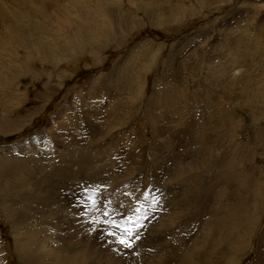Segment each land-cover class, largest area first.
I'll return each instance as SVG.
<instances>
[{"label": "rangeland", "instance_id": "obj_1", "mask_svg": "<svg viewBox=\"0 0 264 264\" xmlns=\"http://www.w3.org/2000/svg\"><path fill=\"white\" fill-rule=\"evenodd\" d=\"M20 1L0 0V9L11 15L9 28L5 27L8 33L0 28V264H55L59 261L58 255L70 253L75 257L68 264H86L81 260L83 254L90 262L107 264L119 259L128 261L125 250L132 255L131 264H150L161 257L159 251L169 249L170 244L178 247L168 259L173 264H228V257L232 260L230 264H264L261 254L264 252V210L249 212L246 207L235 216L232 212L228 217L231 227L226 229L225 216L231 209L221 207L229 204V197L230 205L240 203L247 191L234 194L233 189L239 187L243 179L220 166L227 153L239 145L254 143L259 154L252 164L251 154H246L249 163L246 170L252 166L257 171L248 182L254 181L263 189L264 178L259 172L264 170V146H257L255 133L264 131V114L260 113L264 111V0H37L41 4ZM236 70L241 71L240 74L236 75ZM208 91L211 96L199 99ZM94 95L101 97L93 98ZM130 97L136 100L131 106L134 111L129 114L130 121L114 129L116 137L119 134L125 137L123 132L128 136L125 137L127 145L118 142L116 149L114 145L108 148L107 137L98 145H91L84 135L78 134L77 125L85 129L90 117L100 128L107 123L114 125L112 117L107 119V116L115 110L118 118L125 120L127 107H123L122 102ZM256 105L262 107L260 111L254 109ZM97 111L103 114L101 119L95 120L93 114ZM152 112L158 114L160 136H155L154 120L149 115ZM187 118H191L192 123ZM224 119L229 120L224 122ZM135 123L140 125L137 129L140 134H137L144 144L138 143L136 135L126 130ZM171 123L175 127H168ZM235 123H239L237 130ZM186 125L188 129L183 127ZM200 130H205V134ZM110 134L108 132V136ZM74 136H78V146L71 141ZM122 147L126 151L120 162L124 163L115 177L117 180L119 177L117 182L124 179L117 184L118 199L112 194L109 202L111 205L115 199L117 210L107 208L104 202L105 206L94 210L92 203L83 200L84 195L81 203L72 196L74 183L84 192L92 190L93 183L87 175L114 168L119 158L116 153L120 154ZM183 152L191 153L184 155ZM178 156L191 161L196 158L200 161L202 157L208 161L199 163L204 169L201 171L204 185L211 175L213 182L215 175L217 184L211 185V193L207 190L204 193L202 189L196 191L192 184L186 188L190 187L187 192L193 203L201 193L208 195L210 207L204 209L201 218L195 219V227L190 218L180 221L184 227L180 237L175 236L177 230L173 228L169 231L171 242L167 236L169 243L163 244L158 238L148 240L147 230L152 229L151 225L131 226V220L128 227L135 233V237H130L132 246L121 244L120 239L126 235L123 229L111 224L104 230L97 217L111 214V221L117 223V219H122L124 224L128 217L133 219V213L128 211L129 203L134 209L145 208L144 205L147 208L148 201L143 198L148 188L127 190L132 180L125 177L133 167L139 173L148 169V180L159 181L156 182L159 197L164 193L163 186L168 191H176L181 178L171 180L168 169L173 165L171 160ZM228 157L229 160L231 157ZM228 163L231 166L230 160ZM211 165L216 169L210 170ZM63 169L69 170L71 175L76 173L74 179L68 180ZM218 170L220 175L216 177ZM53 176L64 181L62 187ZM51 183L57 185V190L47 193L45 187ZM111 190L103 187L98 195L100 200L105 201ZM261 197L264 198V193ZM154 202H150L147 211L152 214L146 212V218L155 213L153 209L158 204L153 206ZM80 207L90 211L87 218L76 221L79 225L86 222L82 232L87 239L85 245L71 242L72 252L70 249L60 251L63 242L71 241L73 218L79 216ZM156 209L163 212L161 207ZM219 210L222 211L220 217ZM154 215L160 218V213ZM235 217L246 218L245 224L238 227ZM211 225L215 227L212 229L216 247L210 248L203 260L201 247L205 248L211 235ZM230 232L231 242L227 236ZM194 234L197 238L184 245ZM95 236L103 242L93 243L90 239ZM224 240L227 247L221 248L218 241L221 244ZM93 245L96 248L88 254V247ZM110 247L111 253L105 249ZM149 251L160 254L152 255Z\"/></svg>", "mask_w": 264, "mask_h": 264}, {"label": "bare ground", "instance_id": "obj_2", "mask_svg": "<svg viewBox=\"0 0 264 264\" xmlns=\"http://www.w3.org/2000/svg\"><path fill=\"white\" fill-rule=\"evenodd\" d=\"M22 1V0H21ZM20 1V2H21ZM25 1V0H24ZM17 2H19V1H17ZM32 2H35V3H38V4H41V2H39V1H37V0H32ZM25 3V2H24ZM20 4V3H19ZM31 10V9H30ZM32 12V11H31ZM33 12H35V10L33 11ZM11 17V15L9 16V14L8 13H5V11L3 10V9H0V23L2 24V26L0 27L1 29L3 28L4 30H5V33H8L7 32V30H6V28H9V24H8V22H10L11 23V21H9L10 18ZM48 22V21H47ZM87 26V25H86ZM92 26V25H91ZM6 27V28H5ZM0 29V30H1ZM83 30V29H82ZM91 30V29H90ZM89 30V31H90ZM88 31V32H89ZM91 32V31H90ZM95 32V31H94ZM50 33V32H49ZM94 34V33H93ZM95 34H97V32H95ZM259 34V33H258ZM260 35H262V34H260ZM64 36V35H63ZM3 37H6V36H4L3 35ZM67 37V36H66ZM7 38V37H6ZM5 39V38H4ZM6 43V42H5ZM46 45V44H45ZM48 46V45H47ZM58 47V46H57ZM43 50H45L44 48H43ZM36 51H37V49H36ZM39 51V50H38ZM2 54V53H1ZM2 57V56H1ZM5 57V56H4ZM60 62V61H59ZM239 72H241V71H239V70H236V72H235V74L237 75V74H240ZM7 75V74H6ZM9 77V76H8ZM7 78V77H6ZM5 78V79H6ZM60 85V84H59ZM3 90H4V88H3ZM51 91V90H50ZM214 92V91H213ZM212 92V93H213ZM209 94V95H208ZM214 94V93H213ZM236 94V93H235ZM206 95L207 96H211L212 94H211V92L210 91H208V92H206V94H203L202 95V97H199V99H203V97H206ZM214 96V95H213ZM7 97V96H6ZM101 97V95H94L93 96V98H100ZM133 97V96H132ZM239 97V96H238ZM208 98V97H207ZM185 99V98H184ZM186 99H189V98H186ZM185 99V100H186ZM136 103V100H134L133 98H128L127 100H125V101H123L122 102V106L124 107V106H126L127 107V113H126V115L125 116H127L126 117V119L124 120V119H119L118 117L119 116H117V113H116V110L114 111V112H111L110 113V115L109 116H107V119H109V118H111V120H112V122L114 123V125H112V124H109V123H107V124H105L104 126H103V128H100V127H98V125L93 121V119L90 117L89 118V120L87 121V125L89 126H85V129H81V127L79 126V125H77V128H78V134L79 135H84L85 137H86V139H87V142L89 143V144H93V143H95L96 145H98L97 143L99 142H101L102 140H104V139H102V138H105V137H107V140L109 139L110 140V142H108V148H110V147H112L113 145L115 146V149L117 148V146H118V142H123V144L122 145H124L125 143H127L126 142V138L125 137H128V136H126V134H124V132H123V135H125V137L124 136H121L122 134H119L117 137L114 135V133L116 132L114 129H116V127L117 126H119V125H124V124H128L129 123V121H130V117H131V115H129V114H131V113H133V111H134V109L131 107V106H133L134 104ZM175 103V102H174ZM101 104H103V103H101ZM187 106V105H186ZM245 107V106H244ZM240 108V107H239ZM259 108H262V107H260V106H258V105H256V107L254 108L255 110H259ZM226 108L224 107V110H225ZM260 111V110H259ZM261 114H264V111H263V109L261 110V112H260ZM102 112L101 111H97V112H94V117H95V120H98V119H101L102 118ZM181 114V113H180ZM194 114V113H193ZM246 114V113H245ZM249 114H251V113H249ZM257 114V113H256ZM149 115L153 118V122H154V124H153V128H154V131H155V136H160L161 135V130H162V128L160 127L161 125H159V123H158V121H157V115L158 114H155L154 112H152V113H149ZM148 115V116H149ZM164 115V114H163ZM162 115V116H163ZM177 115V114H176ZM191 115H192V113H191ZM222 115H226L225 113H222ZM124 116V117H125ZM262 116V115H261ZM264 116V115H263ZM164 117V116H163ZM188 117V116H187ZM259 117V116H258ZM78 118H79V120L81 121V116H78ZM172 118V117H171ZM186 118V117H185ZM192 118V117H191ZM191 118H187V119H190V123H192L191 122ZM197 118H198V116H197ZM253 118V117H252ZM264 118V117H263ZM182 119V118H181ZM166 120V119H165ZM174 120V119H173ZM197 120H199V118L197 119ZM228 120L229 119H224V122H228ZM174 121H177L178 122V120H174ZM193 121V120H192ZM203 121V120H202ZM205 121V120H204ZM203 121V122H204ZM217 121V120H216ZM215 121V122H216ZM236 121V120H235ZM139 122V121H138ZM181 122H182V120H181ZM223 122V123H224ZM175 123V122H174ZM188 123H189V120H188ZM207 123V122H206ZM201 124V123H200ZM236 124V125H235ZM234 125L236 126V130H237V128L239 127V123H235ZM261 124V123H260ZM176 125V124H175ZM182 125V124H181ZM184 125H185V123H184ZM188 125V124H187ZM187 125L186 126H183V127H186L187 128ZM195 125V124H194ZM125 126V125H124ZM164 126H168V125H164ZM172 127L173 126V123H171L168 127ZM178 126V125H177ZM62 128H63V126H61ZM88 127V128H87ZM128 128L126 129L127 130V132H128V134H132L133 136L134 135H136L134 138L137 140V142L138 143H141V140H140V136L137 134V133H139V132H137V129L140 127V125L138 124V123H135V124H133V125H131V126H127ZM173 127H175V126H173ZM179 127V126H178ZM204 127V126H203ZM210 127V126H209ZM231 127V126H230ZM233 127V126H232ZM62 128H60V129H62ZM177 128V127H176ZM181 128H182V126H181ZM190 128H192V125H190ZM211 128V127H210ZM212 128H213V125H212ZM119 129H120V127H119ZM188 129V128H187ZM209 129V128H208ZM172 130V129H171ZM175 130V129H174ZM257 130V129H256ZM77 131V130H76ZM153 131V132H154ZM165 131H167L166 129H165ZM196 131H197V129H196ZM66 132V131H65ZM108 132H110L111 134L108 136ZM126 132V131H125ZM126 132V133H127ZM179 132H180V130H179ZM178 132V133H179ZM194 132H195V130H194ZM199 132H201L202 134H205V130H200ZM77 133V132H76ZM146 133V132H145ZM164 133V132H163ZM165 133H167V132H165ZM172 133V132H171ZM140 134V133H139ZM142 134V133H141ZM176 134V133H175ZM187 134H189L188 133V131H187ZM97 135L100 137H97ZM255 135H256V141H257V146H264L263 144V142H264V131L263 130H259V131H257L256 133H255ZM68 137H69V135H67ZM133 136H131L130 135V137H129V139H130V141H132V139H133ZM154 136V137H155ZM178 136V135H177ZM181 136V135H180ZM42 137V136H41ZM78 136H74L72 139H71V141H73V144L75 145V146H78L79 145V143H77V138ZM108 137H111V138H108ZM70 138V137H69ZM234 138H235V136H234ZM233 138V139H234ZM41 139V138H40ZM143 139V138H142ZM182 139V138H181ZM207 139V138H206ZM170 140V139H169ZM177 140V139H176ZM209 140V139H208ZM229 140V139H228ZM236 140V139H235ZM127 141H129V140H127ZM129 141V142H130ZM155 141V140H154ZM211 141H212V139H211ZM251 141V140H250ZM168 142V141H167ZM179 142V141H178ZM191 142V141H190ZM195 142V141H194ZM203 142V141H202ZM107 143V142H106ZM110 143H111V145H110ZM143 143V142H142ZM141 143V144H142ZM173 143V142H172ZM172 143H170V144H172ZM177 143V142H176ZM230 143V142H229ZM244 143V142H243ZM37 144V143H36ZM94 144V145H95ZM133 144V143H132ZM144 144V143H143ZM160 144V143H159ZM178 144V143H177ZM195 144V143H194ZM81 145V144H80ZM85 145V144H84ZM125 145H127V144H125ZM128 145H131V144H129L128 143ZM186 145L188 146V143H186ZM30 147H31V145H29ZM86 146H87V144H86ZM136 146V145H135ZM165 146H167V145H165ZM178 146V145H177ZM182 146V145H181ZM129 147H131V146H129ZM168 147V146H167ZM170 147V146H169ZM32 148V147H31ZM94 148H96V146L94 147ZM121 148V147H120ZM135 147H133V149H134ZM181 148V147H180ZM183 148V147H182ZM105 149H107V148H104V150ZM115 149H113V150H115ZM122 152L119 154V153H116V155H118L119 156V158H116L117 160H116V162H115V165H113L114 166V168H112V169H110V170H106V169H102V172H96V173H89L87 176L89 177V179L91 180V182L93 183V188H92V190H86L87 192H84L80 187L81 186H79L77 183H74V186H73V188H72V196H75L76 197V199L77 200H79L80 201V203H81V200H82V197H83V195L85 196V198L83 199V200H85V199H87V201L89 202V203H92L91 202V200H89L88 199V193H90V195L91 196H95V198L97 199V202H98V207L99 206H102V205H104V203H105V205L107 206V208H109V206L111 207V209H113V210H117V207H115L116 205L115 204H117V203H115L116 202V200L114 199L113 200V202H111L112 204L110 205V199H111V196H112V194H114L115 196H116V199H118V196H117V192H116V189H117V184L119 183V182H122V180L124 179H121L119 182H117L118 180H119V177H118V180H117V178L115 177L116 176V174L118 173V172H121L122 170H120V168H122V166L123 165H121V163L123 162H120L121 161V159H122V156H124L123 154H124V151H126L123 147H122ZM132 149V150H133ZM162 149V148H161ZM165 149V148H164ZM176 149V148H175ZM185 149V148H184ZM31 150V149H30ZM111 150V149H110ZM131 150V151H132ZM138 150H139V148H138ZM174 150V149H173ZM205 150V149H204ZM128 152H130L129 150H127ZM137 151V150H136ZM142 150H139V152H141ZM156 151V150H155ZM184 151V150H183ZM186 151V150H185ZM111 152V151H110ZM221 152H223V150L221 151ZM113 153V152H112ZM145 153V152H144ZM184 153V155L185 154H188V153H191V152H187V153H185V152H183ZM233 153V154H232ZM247 153H250L251 154V159H250V164H252L253 163V161L255 160V158H256V154H259V152H258V150H257V148H256V146H255V144L254 143H249V144H243V145H239L237 148H235V149H233L232 151H231V153L229 152V153H227V156H226V158H224V160L222 159V161H221V167H223V168H226L227 170H230L231 172H233V173H235V175H240V179H243L242 181H241V183H240V185H239V187H236L235 189H233L234 190V194L236 193V192H243V191H247V193L245 194V196L244 197H242V199L240 200V203H234V204H232V205H230V197H229V204L228 203H225L224 204V206L223 207H221V209H223V210H227V209H231V210H229V212H228V214L225 216V218H226V222H225V225H226V229H228L229 230V228L231 227V224H230V221H228V217H229V214L231 215L232 214V212H233V215L235 216V215H237V212H240L241 211V209H244V208H246V207H248V208H246L249 212L251 211V210H253V209H255V210H264V206H263V203H264V198L263 197H261V194H263L264 193V185H263V189H259V184L258 183H253L252 181H251V184H250V182H248L249 181V179H251V178H253L252 176H254L255 175V173H256V171L257 170H255L256 168H253L252 166L250 167V165H249V167H250V169L249 170H246L248 167H246V165L247 164H249L248 163V158H247V156H246V154ZM114 154V153H113ZM145 154H147V153H145ZM261 154V153H260ZM115 155V156H116ZM125 155H127V153L125 154ZM141 155V154H140ZM148 155V154H147ZM193 155V154H192ZM228 155H230V165L231 166H229V160H228ZM133 156V155H132ZM142 156V155H141ZM181 156V155H180ZM188 156V155H187ZM130 157V156H129ZM165 157H167V156H165ZM219 157V156H218ZM125 158V157H124ZM123 158V159H124ZM137 158V157H136ZM142 158V157H141ZM144 158V157H143ZM159 158V157H158ZM168 158V157H167ZM177 158V157H176ZM190 158V157H189ZM162 159V158H161ZM187 159H188V157H187ZM187 159H185V158H183V157H180L179 158V156H178V158L177 159H172L171 161H173V165H172V167H171V169H168V170H170V172H171V180L173 179V180H175V178H181V180L179 181V186L177 185V190L175 191V190H173V191H168V190H166L167 188L166 187H164L163 185V187H161V191L163 190L164 191V193H163V195H161L160 197H159V194H157L160 190H158V191H156L157 190V188H156V182L158 181V180H152L151 181V179L150 180H148L149 178V173H147L146 171H148V169L145 171V172H143V173H139L137 170H136V168H134L133 167V169H131L132 171H131V173L129 174V176L128 177H125V180H132L131 182H129V187L127 188V190H130V191H138L137 190V188H139V189H142V190H144V189H146V188H148V191H147V193L146 194H144V198L143 199H145L146 201H148L147 202V208L150 206V202L151 201H155L154 203H153V206L155 205V203L156 204H158L160 207H161V209H163V212H161L160 210H157L156 208H160V207H158V205H157V207L156 208H154L153 210L155 211V213H160V218L159 219H156V216L154 215L155 213H153V216L152 217H150V218H146V217H148L147 215H146V212H147V214L148 215H150V214H152L151 212H148L147 210V208H146V205H144L145 206V208H136V209H134L133 207H132V203H129L128 204V211H130V212H132L133 214H132V217H133V219H132V222H131V226H135V225H139V224H145L146 223V225L147 224H149V225H151L152 227H150V228H152V229H149V230H147L148 231V236H150V237H148V240H150V238L152 237L153 239L154 238H158V240H159V242L160 243H164L165 241H166V238H167V236L169 237V240H170V242H171V237H172V235H171V232L169 233V231H172L173 230V228H175V230H177L175 233H177V235H175V233H174V235L175 236H178V235H180V231H183V229H184V227L183 226H181L180 225V221H183L185 218L186 219H189L190 218V220H192L193 222H194V226L193 227H195L196 226V224H197V219L200 217H202L203 215H204V209H206V208H209L210 206L207 204V197H208V195H206V194H203V193H201V195L197 198V200L195 201L194 200V203L192 202V199H191V196L188 194V192L187 191H189V189H190V187L189 188H186L187 186H189V184H192L191 186H192V188L194 189V190H198V189H202V190H204V193L205 192H210L211 193V188L213 189V187L211 186V185H216L217 183H216V178H215V175L213 174V182H211V176H210V178H209V180L207 181V185H204L203 183V181L201 180V178L203 177V174H202V172H204V169H202L203 168V166L202 165H200V163L199 162H208L205 158H200V161H198V158H196V159H194V160H187ZM213 159V158H212ZM128 160V159H127ZM137 160V159H136ZM141 160H144V159H141ZM168 160V159H167ZM221 160V159H220ZM113 161H114V159H113ZM138 161V160H137ZM150 161H153V160H151L150 159ZM161 161H165V160H161ZM160 161V162H161ZM131 162H133V161H131ZM136 162V161H135ZM205 162H204V164H205ZM75 163V162H74ZM124 163V162H123ZM148 163H149V161H148ZM154 163V162H153ZM152 163V164H153ZM214 163V162H213ZM219 164V163H218ZM218 164H216V165H218ZM155 165V164H154ZM157 165V164H156ZM215 165V164H214ZM214 165H211L210 166V170H212V169H216V167L214 166ZM260 165V164H259ZM132 166V165H131ZM149 166V165H148ZM157 166H159V165H157ZM156 166V167H157ZM170 166V165H169ZM150 167H152V166H150ZM157 168H159V167H157ZM81 169V168H80ZM154 169V168H153ZM166 169V168H165ZM64 170V173L66 174V178L69 180V179H74V176H75V174L76 173H72V175H71V173H70V171L68 170H65V169H63ZM123 170H125V169H123ZM130 170V169H129ZM138 170H140V169H138ZM159 170V169H158ZM200 170V171H199ZM207 170H208V168H207ZM220 170V169H219ZM217 171L215 174L217 175L216 177H218L219 175H220V171ZM225 170V169H224ZM262 170V169H261ZM61 171V170H60ZM161 171V170H160ZM163 171V170H162ZM202 171V172H201ZM226 171V170H225ZM231 172H230V174H231ZM247 172H249V173H247ZM250 172H251V174H250ZM259 172V171H258ZM167 173V172H166ZM261 175H263L262 177L264 178V170H262V172H259ZM258 173V174H259ZM80 174V173H79ZM161 174V173H160ZM85 175V176H86ZM120 175V174H119ZM128 175V174H127ZM156 175V174H155ZM169 175V174H168ZM185 175H189V176H185ZM233 175V174H232ZM125 176V175H124ZM132 176L134 177V179H132ZM154 176V175H153ZM159 176V175H158ZM228 176L230 177V175L228 174ZM54 177V176H53ZM163 177H164V173H163ZM206 177H209V176H206ZM165 178V177H164ZM54 180H58L59 181V183H57V184H59L60 185V187H62L63 186V183H64V181L62 182V180H60V178H53ZM156 179V178H155ZM166 179H168V178H166ZM170 179V178H169ZM254 179V178H253ZM257 179V178H256ZM65 180V179H64ZM204 180H205V178H204ZM219 180V178H217V181ZM257 181V180H256ZM73 182V181H72ZM104 182H108L107 184H104ZM159 182V181H158ZM55 183V182H54ZM264 183V182H263ZM89 184V183H88ZM258 184V185H257ZM168 185H170V184H168ZM225 185L227 186L228 185V183H225ZM261 186H262V184H260ZM225 186V187H226ZM229 186H231V184L229 185ZM229 186H227V187H229ZM87 187V186H86ZM105 188V189H112L111 190V192H109L108 194H106L107 195V197H106V199H105V201H102V200H100V196H98L99 195V193H101V191H102V188ZM157 187H159V186H157ZM226 187V188H227ZM71 187L69 186L68 187V189H70ZM160 188V187H159ZM158 188V189H159ZM174 188H176L175 186H174ZM57 190V185L55 184L54 186H53V184L51 183V185H46V187H45V191L47 192V193H49V192H53V191H56ZM126 190V191H127ZM207 190V191H206ZM70 191V190H69ZM129 191V192H130ZM250 191V192H249ZM124 193H125V191H123ZM228 193H230L229 191H228ZM248 193H249V196H248ZM114 196V197H115ZM157 197H159V199L157 200ZM248 197V198H247ZM28 198H30V196L28 197ZM226 198H228V195L226 196ZM166 199H168V200H166ZM157 201V202H156ZM104 202V203H103ZM257 202V203H256ZM104 205V206H105ZM172 206V210L170 209V207ZM194 206V207H193ZM209 206V207H208ZM219 206V205H218ZM90 209L89 210H91L92 211V209H91V207L90 206H88ZM93 207V206H92ZM98 207H93L94 208V210L96 209V208H98ZM239 208H240V210H239ZM144 209V210H143ZM152 209V208H151ZM80 211H82V214H80ZM149 211H151V210H149ZM158 211V212H157ZM23 212V211H22ZM90 212V211H89ZM88 211H87V209L85 208V207H80L78 210H77V213H78V217H75V219L73 218V220L75 221V224L72 226V230L70 231V237H71V241L70 242H61L62 244H61V246H60V251L61 250H67V249H70V252H72L71 251V247H69V245H71V242H77V245H85V241L87 240V239H84V237H83V235H82V232L84 231L83 230V228L85 227V226H87L86 225V222L84 223V224H78L77 222L78 221H80V219H82V218H87L89 215H90V213H89ZM222 212V211H221ZM220 210L218 211V215H219V217H220ZM242 212V211H241ZM165 213V214H164ZM215 213V212H214ZM96 214H99V213H96ZM212 214V213H211ZM111 214H107V215H99L98 217H97V215H96V217L97 218H100V220H101V222H102V228H105L104 230H106V229H108V225L110 226L111 224H112V221H111V216H110ZM213 215H215V214H213ZM22 216V215H21ZM113 217V216H112ZM118 218H121L120 216L118 217ZM197 218V219H196ZM236 218V220H237V222H236V224H237V226L238 227H241V226H243L244 224H245V222H246V218H241V217H235ZM196 219V220H195ZM118 221H117V223L118 224H121V225H123V222H124V220H123V222H122V219L120 220V219H117ZM77 221V222H76ZM149 221V222H148ZM24 222V221H23ZM187 222V221H186ZM80 223V222H79ZM88 223V222H87ZM211 224H213V222H211ZM83 225H84V227H83ZM145 225V226H146ZM112 226V225H111ZM174 226H177V227H179V229L177 228V227H174ZM212 226V225H211ZM227 226H228V228H227ZM158 228V229H157ZM210 228V227H209ZM212 228H215V227H211V235L207 238V241H206V245H205V248L203 247V249H202V247H201V253H200V251H198L197 252V250L199 249V247H198V245H197V247H195V248H197V250H195V252L196 253H200V255H202V258H203V260L205 259L206 260V258H207V255L209 254V249L211 248V250H213L214 249V247H216V242L214 241V239L216 238V235H215V230L214 229H212ZM120 229H122V228H120ZM119 230V229H118ZM169 233V234H168ZM182 235V234H181ZM217 235L218 236H220L221 235V233H217ZM82 236V237H81ZM227 236H230V242L232 241V239H231V237H232V235H231V232L227 235ZM81 237V238H80ZM133 237H135V233L133 234ZM145 237V236H144ZM178 237H180V236H178ZM196 235L194 234V235H190L189 236V239H187V242L184 244V245H187V243L189 244V240H190V243L192 242V241H194L196 238ZM238 237V236H237ZM54 238V237H53ZM146 238V237H145ZM175 238H177V237H175ZM89 239V238H88ZM174 239V238H173ZM239 239V237L237 238V240ZM90 240H92V242L94 243L95 242V244H101L102 242L100 241V239L99 238H96V236L93 238V239H90ZM178 240V239H177ZM236 240V241H237ZM116 241V240H115ZM151 241V240H150ZM227 241H228V239H227ZM155 242V241H154ZM154 242H153V244H154ZM158 242V243H159ZM167 242V241H166ZM178 242V241H177ZM215 242V243H214ZM219 242V245L218 246H220L221 248H226L227 246V242H225V240L223 241V243H221L220 244V241H218ZM167 243H169V242H167ZM173 243V242H172ZM202 243H203V241H202ZM214 243V244H213ZM44 244V243H43ZM119 244V243H118ZM153 244H152V246H153ZM223 244V245H222ZM169 245V244H168ZM103 246V245H102ZM102 246H100L101 248H102ZM109 246H111V244H109ZM109 246H107V247H109ZM114 246V245H113ZM100 247H98V248H100ZM112 247V246H111ZM105 248L106 250H110L109 251V253H111V250H112V248ZM117 248H118V246H116ZM160 247V246H159ZM46 248V247H45ZM94 248H96V245H93V246H89L88 247V251H87V253L89 254V253H91V252H93V250H94ZM97 248V249H98ZM155 247H152V249H154ZM175 248H178L177 247V245H175L174 244V246L172 245V244H170V248L168 249V247H167V249H165V250H160L159 251V249H161V248H159L158 249V251L159 252H162V255H160L161 257H159V258H157L154 262H150V264H164L165 263V261L166 262H168V263H166V264H173V261H169L168 259H169V256L170 255H173L172 254V252L175 250ZM120 249H121V247H120ZM119 249V250H120ZM151 249V250H152ZM77 250V249H76ZM125 250V249H124ZM123 250V251H124ZM155 250V249H154ZM178 250V249H177ZM192 250H194V249H192ZM226 250V249H225ZM224 250V251H225ZM230 250V249H229ZM122 251V250H121ZM126 251V255H127V257H128V261H126V260H124V259H121V261H120V259H119V261H109L107 264H131V259H130V257L132 256L131 254H130V252L128 251V250H125ZM124 251V252H125ZM168 251V252H167ZM176 251V250H175ZM231 251V250H230ZM229 251V252H230ZM35 252H36V250H35ZM55 252V251H54ZM63 252H65V251H63ZM150 253L149 254H154V252L155 251H149ZM159 252H155V253H159ZM42 253V252H41ZM56 254H57V252H55ZM164 253V254H163ZM180 253V252H179ZM34 254V253H33ZM51 254H53V253H51ZM124 254V255H125ZM160 254V253H159ZM259 254H260V252H259ZM261 254H263L262 255V257L264 258V252L262 251L261 252ZM125 255V256H126ZM31 257L29 258V259H31L32 261H33V259H34V257H33V255H30ZM67 256V257H66ZM78 256V255H77ZM118 256V255H117ZM116 256V257H117ZM43 256H41V258H42ZM49 257V256H48ZM73 257H75V255L73 254H71L70 253V255L69 254H67V255H62V254H60V255H58V259L57 260H59V261H57L55 264H68L72 259H73ZM83 258H81V260L83 261V263H86V264H96L95 262H90V258L88 257V256H84V254H83V256H82ZM171 257V256H170ZM230 257H231V255H230ZM68 258V259H67ZM118 258V257H117ZM120 258V257H119ZM146 258V257H145ZM154 258H156V257H154ZM152 259H153V257H152ZM154 260V259H153ZM173 260V259H172ZM175 260V259H174ZM229 260H230V262L232 261L231 260V258L229 259V257H228V259H227V263L228 264H230L229 263ZM36 261H38L37 260V258H36ZM141 261V260H140ZM79 263V262H78ZM80 264H82V263H80ZM137 264H139V263H137ZM145 264V263H144ZM219 264H220V262H219Z\"/></svg>", "mask_w": 264, "mask_h": 264}, {"label": "snow or ice", "instance_id": "obj_3", "mask_svg": "<svg viewBox=\"0 0 264 264\" xmlns=\"http://www.w3.org/2000/svg\"><path fill=\"white\" fill-rule=\"evenodd\" d=\"M88 199L91 200L92 202V206L95 208V207H98V202H97V199L95 198V196H91L89 195L88 196ZM107 214V213H105ZM132 220L131 217H128L126 220H125V223L123 225L121 224H118L116 223V221H112V224L114 227H117V228H122L123 229V232L126 234L124 236H122V238L120 239V243L127 246V247H131L132 246V240L130 239V237H132L133 235V229L128 227V223ZM113 235H115V233H112Z\"/></svg>", "mask_w": 264, "mask_h": 264}, {"label": "crops", "instance_id": "obj_4", "mask_svg": "<svg viewBox=\"0 0 264 264\" xmlns=\"http://www.w3.org/2000/svg\"><path fill=\"white\" fill-rule=\"evenodd\" d=\"M23 32V31H22ZM187 98H189V97H187ZM53 192H55V191H53Z\"/></svg>", "mask_w": 264, "mask_h": 264}]
</instances>
